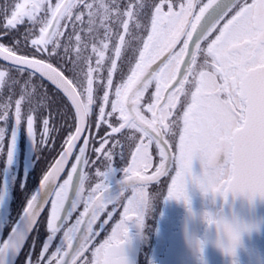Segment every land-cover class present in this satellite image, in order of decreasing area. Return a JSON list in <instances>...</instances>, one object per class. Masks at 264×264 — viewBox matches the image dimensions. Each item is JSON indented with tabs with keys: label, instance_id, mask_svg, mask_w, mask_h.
Masks as SVG:
<instances>
[{
	"label": "snow or ice",
	"instance_id": "obj_1",
	"mask_svg": "<svg viewBox=\"0 0 264 264\" xmlns=\"http://www.w3.org/2000/svg\"><path fill=\"white\" fill-rule=\"evenodd\" d=\"M165 2L167 11L163 10ZM220 3L221 0H200L198 12L195 11V0H188L186 4L181 0L178 10L171 0L154 4L151 30L143 42L139 60L130 68L127 78H122L117 85L113 84L112 74L117 69V59L121 57L124 35H119V43L113 45L115 58H108L110 67L106 84L100 77L102 82L98 87L104 90L99 100L94 96V74L99 76L104 66L105 52L109 49L106 41L111 36L108 28H105L101 47L98 49L93 43L91 51L96 54L93 67L91 58L82 55L85 46L81 44L80 35H75V46L71 36L67 44L59 40L62 35L59 29L64 27L60 21L72 18L76 3L22 0L4 12V35L18 31L25 22L28 24L11 46L0 43V61L6 65L0 68V92L7 89L11 95L16 89L20 90L14 112L10 111V102H0V156H3L5 166L10 167L14 163L20 131L34 146L43 150L49 143L52 129L48 117L40 121L41 139L39 142L36 139V118L33 115L36 108L32 107L35 93L28 90L32 77L46 78L57 90L63 91L75 108L77 125L75 133H69L64 141L67 147L41 179L39 189L43 191V198L40 191L32 194L6 238L0 232V264H6L9 254H20L41 212L47 211L45 206L49 201L46 222L49 235L35 264H80V258L87 251L86 246L98 235L92 229L94 222L109 204L114 206V212L117 198L128 188L133 194L126 198L119 222L112 228L111 235L95 248L92 260L86 264H131L126 253L129 225L144 227L152 202L146 189L157 183L161 176L168 175L169 166L173 164L175 175L171 177L166 196L183 201L189 212V183L196 185L205 196L219 197L225 204L229 198L236 197H245L250 202L257 198L264 200V0H229L222 10ZM85 6L90 10L89 24H92V5ZM99 7L105 12L115 9L118 20L126 16L127 19L120 20L124 32H128L129 20L134 16L137 17L136 26L143 27L138 22L139 13L131 6L123 13L115 0L111 6L101 4ZM214 9L218 10L217 14L210 16ZM230 12L232 14L225 20ZM206 18L208 23H205ZM75 19L80 20L81 17L76 16ZM221 21L224 22L221 24ZM178 44L181 46L176 51ZM52 60L70 65L67 70L72 76L65 75L63 65L57 67L47 62ZM84 65H87L86 70ZM23 74H27L26 78ZM154 81L156 90L149 97L152 102L141 103L144 92ZM185 85H188L187 89ZM113 88L114 92H111ZM181 95L190 97V100L186 102L182 115L174 114ZM44 99L47 100L46 94ZM94 105L98 109L94 126H106V135L100 138L101 147L94 149V153L101 152L103 148L106 160H113L114 149L119 144L113 134L124 138L126 132L122 130L126 129L133 130L126 143L129 149L135 150L130 151L131 163L127 164L121 145V158L127 167H111L108 171L97 172L103 183H97L85 197L83 186L87 176L81 168L91 163L86 156L89 139H84L85 147L79 148L76 163L67 172V178L58 185L56 182L86 129V121L94 114ZM108 106L110 110H106ZM113 140L116 144L111 145V150L104 148ZM153 144L159 149L160 162L149 174L153 168L149 148ZM170 147H174L175 155L169 154ZM196 159L202 168L198 175L193 172ZM116 170L123 172V177L119 190L113 194L108 180ZM74 177H78V183ZM97 193L102 194L97 196ZM2 201L3 195H0V203ZM80 203H83L84 210L71 226L64 228L61 246L56 247L51 255H46L50 242L61 232ZM69 205L70 210L66 212ZM113 212L108 213L109 219ZM203 219L215 228L217 246L233 257L243 234L253 227L230 217L223 209L204 212ZM85 223L86 233L78 236L81 225ZM205 243L203 240L193 241L201 253ZM25 264H33L31 251Z\"/></svg>",
	"mask_w": 264,
	"mask_h": 264
},
{
	"label": "flooded vegetation",
	"instance_id": "obj_2",
	"mask_svg": "<svg viewBox=\"0 0 264 264\" xmlns=\"http://www.w3.org/2000/svg\"><path fill=\"white\" fill-rule=\"evenodd\" d=\"M64 1L65 0H50L52 4ZM198 1L199 0H195L196 4H198ZM16 2H22V0H0V43L6 46H11L13 40L20 37L28 27L27 22H25L24 25L19 27L18 31L10 32L7 35L3 33L2 25L5 23L4 12L10 10L11 6ZM68 2L76 3L77 6L72 9L71 19L66 18L60 21V25H64V27H60L59 29L62 33L59 40L67 44L68 37L71 36L74 46L75 35H81L82 31L85 32L90 28L93 30L96 24L97 26L102 25L100 20L101 15L99 16V14L103 12L105 20L107 21L109 19L111 10L105 12V10L99 6L101 4L111 6L113 0H68L67 3ZM86 4H91V11H94L92 24H89L90 10L85 6ZM231 14L230 12L228 16L225 17V20L229 18ZM76 16H80L81 19L76 20ZM106 21H104V23H106ZM223 22L224 21H221V24ZM180 46L179 44L176 46V51L179 50ZM47 62H51L57 67L63 65V62L60 60ZM158 62L159 61H157V63ZM5 66L6 65L0 62L1 68ZM64 66L66 65H63V67ZM13 75L19 74L13 73ZM23 75L26 78L27 74ZM65 75L68 76L66 72ZM177 87H179V85H177ZM185 88L187 89L188 85H185ZM28 90L38 94L35 99H32V107L36 108L33 115L36 118L35 130L37 142L41 139L42 126L40 121L43 118H49L50 129H52V131L48 138L49 143L44 150L38 146H34L29 137L25 135L23 131H20L17 136L15 160L10 167L5 166L4 158L0 156V195H3V201L0 203V232L3 233V237L5 238L10 232L11 227L14 226L16 221L20 218L28 198L35 193L43 175L46 174L55 159L62 152L64 148V125H72L74 119V113L71 109L69 110L68 106H66V110H68L65 112V107H63L64 104L59 92L42 78L32 77ZM155 90L156 84L154 81L144 92L141 103H144V101L152 102L149 100V97L153 96ZM19 93L20 90L16 89L14 93L9 95V91L5 89L0 92V102H10V111L14 112L15 99L19 98ZM45 94L47 95V100L44 99ZM188 100H190V97L181 95L177 108L173 110L174 114L178 112L182 115L183 108L186 107V102ZM26 110L27 106L25 108V111ZM96 115H98V111ZM147 115L149 118L151 117L150 113ZM88 123L89 121L87 124ZM10 127L11 124L9 125V131ZM88 129L89 132H92L94 138L93 143H89L86 147V156L91 163L87 165V169H85L86 166L81 168L83 172L90 170V176H87L83 186L85 197L97 183L101 182V176L93 173L95 167L98 166L96 165L98 161H103V163H105L103 171L100 172L108 171L111 167L124 168L127 167V164L131 163L130 151L135 150L134 148L129 149L126 143V140L132 135L133 130H122L126 132V136L121 138L119 134H113L116 136V140H119V144L114 149L115 156L113 160H106L103 155V148L101 152L94 153V149L101 147L99 128L94 126L93 129L91 125H88ZM85 136L86 133L77 145L58 184L62 183L63 179L67 178V172L71 171V166L76 163L75 157L79 155V148L82 146ZM165 139L168 138L165 137ZM116 140L110 141L104 148L111 150V145L116 144ZM136 143L138 144L139 140H137ZM169 144H172V141H169ZM121 145L123 146L124 158L127 159V164L124 162V159L121 158ZM168 151L169 154L175 155V149L173 147H170ZM149 152L153 157V168L149 170V174H152L155 167L159 166V149L153 144L149 148ZM195 162L199 163L193 165V172L198 175L201 173L202 168L199 159L193 161V163ZM169 167L170 171L168 175L161 176L157 183L150 184L146 189L152 197V202L150 211L145 219L144 227L138 228L135 224L129 225L130 239L126 246V253L131 264H264V200L257 198L255 201L250 202L245 197H236L234 199L229 198L228 203L225 204L219 197L213 198L211 195L205 196L196 185L189 183L187 186V194L191 206V212H189L188 206H186L183 201L168 199L166 196L167 187L171 183V177L175 175V165L173 164ZM122 177L123 172L118 170L114 171L109 176V186L114 187L120 185L119 182ZM118 190L119 187L110 192L114 194ZM100 194L101 193H97V196ZM132 194L131 188H128L121 197L117 198L118 203L115 205L116 210L114 212V206L109 204L100 213L99 218L92 226L93 232L98 233V235H95L86 246L87 251H85L80 258V264H86V261L92 260V253L95 248L111 235L112 228L120 220L126 198L131 197ZM73 199H75V196ZM46 209L47 211H44L41 215L14 264H25L26 257L30 251L32 253L33 264H35V259L42 250V244L49 235L46 222L48 212L50 211V201ZM221 209L230 217H234L253 226L251 231L243 234L240 246L234 257L226 255L222 249L217 246L215 228L210 227L203 219L204 212H216ZM69 210L70 205L67 211ZM83 210V203L78 204L72 217L62 227L61 232L50 242L49 252L46 253V255H51L56 247L61 246L64 228L71 226ZM109 212H113L111 219L108 218ZM104 221H107V223H104ZM6 225L8 227H6ZM81 226L82 229L79 236L84 235L87 230L86 223ZM195 240H203L206 242L203 253L194 246L193 241Z\"/></svg>",
	"mask_w": 264,
	"mask_h": 264
},
{
	"label": "rangeland",
	"instance_id": "obj_3",
	"mask_svg": "<svg viewBox=\"0 0 264 264\" xmlns=\"http://www.w3.org/2000/svg\"><path fill=\"white\" fill-rule=\"evenodd\" d=\"M113 2H114V0H113ZM160 2H161V0H115V3H117L119 5V10L121 13L126 12L129 8V6L132 7L133 11L138 12L139 13L138 22L143 27L138 28L136 26L137 17L134 16L131 20H129L128 32H124L122 24L120 23V20L127 19V17L122 16V17H120V20H118L116 17V10L111 9V12L109 14V19L107 21L104 18L103 12L101 14H99V16L101 15L100 20H101V23L103 26L102 25L97 26V24H96V27H94V29L92 30L93 33L89 30H86L85 32L84 31L81 32V35H80L82 38L81 44L85 46L84 48H82V55L91 58L90 62H91L93 67H95V60H96V54L92 53V51H91L93 43H95L97 48L99 49L101 47V42L104 41L105 28H108V30L111 33L110 38L106 41L109 44V49L105 52V62H104L103 69L100 72L99 76H96V74H94V77L96 80V82L94 83V89H95L94 96H96L98 100H99V98L102 97L103 90H104V89L98 87V85L101 84V82H102L100 77L102 76L104 78L103 83L106 84V79H107V74H108L107 69L110 67V60L108 58L109 57L115 58L113 45L119 43V35H124L125 43L122 47L121 57L119 59H117V69L112 74V79H113L114 85L119 84L121 82L122 78L126 79V76L130 74V68L134 67L135 63L139 60V52L141 50H143V42L147 39V35L151 30V16L154 13L153 5L159 4ZM172 2L177 5V8L175 10H178L179 3L181 2V0H172ZM183 2L186 4L188 2V0H183ZM205 2H206V0H205ZM141 4L145 5L146 7H144V8H137L136 7V5H141ZM199 6H200V0L198 1L197 8L195 9L196 12H198ZM163 10L167 11V2L164 3ZM91 13H92V17H93L94 11H91ZM104 21H106V23H104ZM82 33H83V35H82ZM70 67H71L70 65H66L63 67L65 72L67 73V75L69 77L72 76V73L67 70ZM84 67L86 70L87 65H84ZM110 91L114 92V88L111 89ZM37 95L38 94L35 93L33 99H35ZM59 95L62 99V102L64 104L63 107H65V112H66L68 110V109L66 110V106L69 104V102L66 100V98L60 92H59ZM113 98H114V96H113ZM93 107H94V114L90 115V117L88 119L89 123L87 124L86 132H85L86 136L84 137V139H86V138L89 139L90 143H93L94 137L92 136V132H89L88 125H91V128L94 129L93 121H95L97 119L96 116H98V115H96L98 109L95 108V105ZM70 108L73 111L72 107H70ZM106 110H110V106H108V108H106ZM73 113H74V111H73ZM105 127L106 126L100 127L98 129L99 130V138L106 135ZM75 128H76V120H75V113H74L73 124L72 125H64L65 132L63 133V135H64L63 141H65L67 139L69 133H74ZM63 146L65 147L66 144L63 143ZM81 147H85L84 141H83V144ZM175 154H176V152H175ZM198 163L199 162H195V163H193V165L198 164ZM104 164L105 163H103V161H101V162L98 161L96 164L98 166L95 167V170L93 173L97 174V172L103 171V168L105 166ZM85 169H87V165H86ZM89 171L87 170L86 172H84V173H86V176H90ZM100 183H103L102 177H101ZM190 184H192V183H190Z\"/></svg>",
	"mask_w": 264,
	"mask_h": 264
},
{
	"label": "water",
	"instance_id": "obj_4",
	"mask_svg": "<svg viewBox=\"0 0 264 264\" xmlns=\"http://www.w3.org/2000/svg\"><path fill=\"white\" fill-rule=\"evenodd\" d=\"M67 1L68 0H65L64 1V3H67ZM229 2V0H221V3H220V9L222 10V8H223V6L226 4V3H228ZM217 12H218V10L217 9H214L213 10V13H210L209 15L210 16H213V15H215V14H217ZM205 23H208V19L206 18V20H205ZM1 63H3L2 61H0ZM43 80H45L48 84H50L51 86H53L56 90H57V88L50 82V81H48L46 78H42ZM57 91H59L65 98H66V100L69 102V104L71 105V107H72V109H73V111H74V113H75V108H74V106L71 104V101L70 100H68L67 99V97H66V95L63 93V91L62 90H57ZM76 125H77V121H76ZM86 127H87V121H86ZM85 131H86V129H85ZM85 131L81 134V138L76 142V147H77V145L79 144V142L81 141V139L83 138V136H84V134H85ZM74 133H75V131H74ZM73 133V134H74ZM65 147H67V145L65 146ZM76 147L73 149V153H74V151H75V149H76ZM73 153H72V155H73ZM61 154V153H60ZM60 154L58 155V157L55 159V161L53 162V164L50 166V168L48 169V171L49 170H51V167H53L54 165H55V162H56V160H58L59 159V156H60ZM72 155L71 156H69V158H68V161H67V163L64 165V168L66 169L67 168V166H68V164H69V162H70V159H71V157H72ZM221 159V162H222V157L220 158ZM79 167V166H78ZM64 173V172H63ZM63 173H61V176H60V178L62 177V175H63ZM60 178H58L57 179V185H58V183H59V180H60ZM74 179L77 181V183H78V177H74ZM41 183V182H40ZM40 183H39V185H38V187H37V189H36V191L35 192H37V191H40V194H41V198H43V191L42 190H40L39 188H40ZM118 187H120V185H117V186H114V187H110V191H112L113 189H115V188H118ZM102 194V193H101ZM100 194V195H101ZM74 197V195H72V198ZM47 206V205H46ZM45 206V207H46ZM69 207V206H68ZM67 209L68 208H66V212H67ZM43 214V212H41V215ZM41 215H40V217H41ZM40 217L38 218V220L40 219ZM86 219V218H85ZM34 229V228H33ZM81 229H82V226H81ZM81 233V232H80ZM80 233H78L77 235L79 236L80 235ZM31 234V233H30ZM30 234H29V236H30ZM29 236H28V238H29ZM27 241V240H26ZM26 243V242H25ZM25 245V244H24ZM24 247V246H23ZM23 249V248H22ZM22 251V250H21ZM17 257H18V255H16V254H9L8 256H7V258H6V264H14V262L16 261V259H17Z\"/></svg>",
	"mask_w": 264,
	"mask_h": 264
},
{
	"label": "trees",
	"instance_id": "obj_5",
	"mask_svg": "<svg viewBox=\"0 0 264 264\" xmlns=\"http://www.w3.org/2000/svg\"><path fill=\"white\" fill-rule=\"evenodd\" d=\"M67 106L69 107V110H70V109H71V108H70L71 106H70L69 104H68ZM71 111H72V110H71Z\"/></svg>",
	"mask_w": 264,
	"mask_h": 264
}]
</instances>
